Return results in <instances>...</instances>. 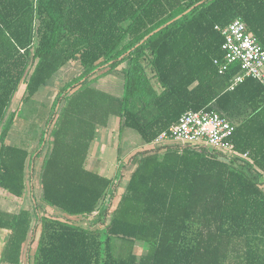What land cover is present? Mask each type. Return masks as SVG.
<instances>
[{
	"label": "trees",
	"instance_id": "obj_1",
	"mask_svg": "<svg viewBox=\"0 0 264 264\" xmlns=\"http://www.w3.org/2000/svg\"><path fill=\"white\" fill-rule=\"evenodd\" d=\"M236 17L264 49V0H0V190L31 198L0 207V264H21L36 226L25 264H264V86L248 76L229 89L240 63L224 65L215 27ZM121 64L119 95L93 85ZM67 71L45 122L25 116L8 142L20 85L30 102ZM202 109L233 124L229 141L246 159L175 143L146 148L183 112ZM110 118L119 137L132 129L146 150L129 157L105 221L117 184L88 160Z\"/></svg>",
	"mask_w": 264,
	"mask_h": 264
},
{
	"label": "rangeland",
	"instance_id": "obj_2",
	"mask_svg": "<svg viewBox=\"0 0 264 264\" xmlns=\"http://www.w3.org/2000/svg\"><path fill=\"white\" fill-rule=\"evenodd\" d=\"M125 64H121L117 69L112 70L111 72L104 73L100 77H98L93 85L96 86L97 88L110 92L115 95H119L122 91V72L121 68H123ZM71 69V68H70ZM104 70V69H103ZM147 72L150 75L149 69H147ZM71 72L67 71L64 73H61L51 80L48 81L47 85L43 88L40 89L38 94H36L32 101L30 102H22V98L24 96V84L22 83L16 91L12 104L10 105L9 112H13L14 110L18 111L19 110V119L15 118L14 124L11 126L10 131L7 134L6 140L8 142L14 141L13 135L16 136V131L20 129V127L25 126V123L22 121H25V116L33 117L35 120L33 121V124L38 125L39 122L41 121L42 118L44 119L43 121L45 122V119L48 116L49 113V108L51 107L52 101L57 93V91L60 89L61 85L67 78L71 76ZM18 114V113H17ZM113 123L110 120V127H108L107 130V136L112 135L110 137V140L112 139L113 143H119L120 144V153L121 157L123 160H121V163L116 161L114 156L112 157L111 161L108 163V160H104L100 164V170L105 169L107 171V174L112 176V178L115 179L116 181V192L114 196L111 198V202L106 208V220L108 218V214L110 210L113 208V206L116 203V200L119 196V194L122 192L127 178L130 174V170L132 168L131 162H129V157L136 153L137 151H143L145 148L144 146L140 147V138L137 132L133 131L132 129L125 128L123 132L121 133L120 137L118 136V122L117 118H112ZM40 130V129H39ZM112 133V134H111ZM100 135V131H99ZM106 141H108L106 139ZM94 143V142H93ZM35 143H33L34 145ZM94 144H92L93 146ZM114 146V145H113ZM46 150V147L44 146L40 150V156L36 159L34 163V168H33V189L32 193L34 197L38 200L39 195H40V188L38 186V181H37V175L39 171V166H40V161L41 157L43 156L44 152ZM146 150V148H145ZM131 152L128 157L127 154ZM264 187V185H263ZM4 193V194H3ZM30 193L27 192L25 194V197L23 198H10L8 194H6L4 191L1 192L0 194V207L9 209V210H16L18 209L19 206H29L30 205ZM52 211L48 210L47 214H51ZM97 217V213H93L89 216L88 220L94 221ZM5 234L0 233V248H1V242L3 243L5 239ZM33 235V240L30 241V236ZM29 236L28 240L25 242L23 245V250H22V262L21 264H25V254L28 249L30 248V254H32L34 246H35V240L38 235V226L35 227L34 234L31 233ZM136 253H141V247L140 245H136L135 249Z\"/></svg>",
	"mask_w": 264,
	"mask_h": 264
},
{
	"label": "built area",
	"instance_id": "obj_3",
	"mask_svg": "<svg viewBox=\"0 0 264 264\" xmlns=\"http://www.w3.org/2000/svg\"><path fill=\"white\" fill-rule=\"evenodd\" d=\"M224 40V65L240 63V72L231 79L229 89L245 77H252L264 86V49L255 37L246 30L245 23L239 17L219 28ZM222 71V67L219 70ZM234 126L214 110H187L178 120L162 131L147 146L148 149L163 148L170 144L206 147L230 157L245 158L237 153L229 141Z\"/></svg>",
	"mask_w": 264,
	"mask_h": 264
},
{
	"label": "crops",
	"instance_id": "obj_4",
	"mask_svg": "<svg viewBox=\"0 0 264 264\" xmlns=\"http://www.w3.org/2000/svg\"><path fill=\"white\" fill-rule=\"evenodd\" d=\"M110 120L113 123V121H112L113 119L110 118L108 121V125L105 128H101L98 130L97 138L95 139V141L93 143L94 145L91 147V150H90L88 167L97 169L103 175L112 177V176L107 174V171L105 169H101V170L99 169L100 164L105 159L108 160L107 162L109 163L111 161L112 157L114 156L115 160L117 161V150H116L117 149V147H116L117 143L116 142L113 143L112 139L110 140V137L112 135L107 136V134H106L107 133L106 129H108V127H110V123H109ZM99 131H100V135H99ZM106 139L108 141H106ZM130 154H132V153L129 152L127 154V156H125V158L128 157ZM1 192H3V191L0 190V194H1Z\"/></svg>",
	"mask_w": 264,
	"mask_h": 264
}]
</instances>
